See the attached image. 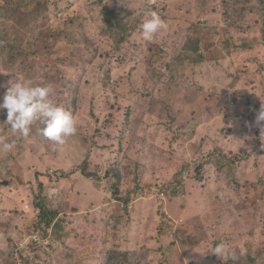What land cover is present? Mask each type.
Wrapping results in <instances>:
<instances>
[{
  "label": "rangeland",
  "instance_id": "obj_1",
  "mask_svg": "<svg viewBox=\"0 0 264 264\" xmlns=\"http://www.w3.org/2000/svg\"><path fill=\"white\" fill-rule=\"evenodd\" d=\"M32 1H25L28 11L36 7ZM37 1L49 18L48 33L83 32L100 55L88 69L77 132L63 146L43 137L39 122L28 137L12 134L0 110V264H101L106 256L119 264H264V125L256 121L264 101L260 1L226 0L235 4L227 11L224 0H207L203 21L211 39L197 66L186 57L193 56L187 32L196 0ZM109 10L124 24L135 20L138 30L123 45L103 33ZM152 11L168 28L148 46L140 24ZM229 16L243 31L231 49L221 26ZM57 47L65 57L78 45ZM98 67L110 74L102 84L90 78ZM16 77L23 79L0 67V83ZM152 100L155 111L123 135L120 128L129 120L137 125L135 112ZM13 142L12 151L3 150ZM106 172L118 177L122 200ZM39 202L57 214L48 228L39 221ZM30 232L35 243L25 238ZM218 245L229 254H215Z\"/></svg>",
  "mask_w": 264,
  "mask_h": 264
},
{
  "label": "trees",
  "instance_id": "obj_2",
  "mask_svg": "<svg viewBox=\"0 0 264 264\" xmlns=\"http://www.w3.org/2000/svg\"><path fill=\"white\" fill-rule=\"evenodd\" d=\"M25 1L26 0H4V4H1L0 0V19H2L1 21L4 20L9 22L8 24H2V22L0 24V67L14 76L22 75V80L26 82L52 84L55 89L53 95L55 102L65 106L76 119L79 115V100L81 95L85 88L87 89L89 87L86 85L87 78L89 77L88 69L100 53L99 51L93 50L89 40L84 39L83 32L78 34L76 30H63L59 31L56 35L48 33L46 28L49 25V18L45 12L41 10L43 3L41 5L37 0H33L31 3L36 5V7L33 11H28ZM259 1L258 6L264 8V0ZM224 2V8L227 11H232L231 6L233 7L236 3L242 4L244 0L235 1V4H230L226 2V0H224ZM97 3L102 4L103 0H97ZM206 3H208L207 0H196L194 2L191 24L188 26L187 37L189 36L193 43L189 53L193 56L188 55L186 57L188 58L187 61L192 58L193 65L195 66L204 63L206 61L204 52H209L208 38L211 39V37L208 36L209 33L205 31V27H208V25L203 21L209 14ZM22 8L26 9L27 12H25L26 10H22ZM240 17L241 12H238L236 19L240 20ZM103 20L106 26V32L103 33L111 39H115L118 45H123L124 42H128L131 34L138 30L134 23L135 20H132L128 24H124L122 18L119 17L118 14L115 15L111 10L104 14ZM222 20L223 18L219 19L220 22H222ZM211 21L217 23L214 25L215 27L219 26L220 22H216L217 20ZM224 22V25L221 23L222 31L226 34L224 42L227 48L231 49V45L234 47L240 40V35L243 31H237L235 29L236 20L233 16H229L226 20L224 19ZM16 26L19 28V33L14 36L12 31ZM20 33L23 37L18 38L17 36H19ZM83 40H87L88 43L85 44ZM59 41L65 44H77L78 47L64 57L57 53ZM19 42H21V44H19ZM249 44L250 43H245L244 46L249 47ZM154 48L155 46H150L149 48L151 53L147 61L148 64L152 61L151 58H153L154 55ZM171 66L177 67L178 65L172 64ZM70 71H72V73H70ZM90 78L92 81L93 78H97L98 82L101 83L109 79L110 74L109 71H103L102 74H100V68L98 67L97 71H93V76ZM258 105L260 111L261 107H264V101L259 102ZM157 106L158 102L152 100L149 106H143L142 109L138 108L139 112H135L134 116H136L135 121L139 123L137 125L132 124V121L129 120L128 124L120 128L122 134L124 135V131L127 130L130 133H134L136 127H141L144 123L145 118L143 116H146V114L151 111H155ZM166 117L169 118L168 116ZM113 121L115 124V119L111 118V123ZM130 123L131 125H129ZM84 171H86L85 168L83 172ZM106 173L113 180L114 197L117 200H122L124 196L122 194L120 196V190L117 186L119 184L118 177L115 174ZM83 175L87 177V174L85 175V173H83ZM176 190L174 186L170 193L174 195ZM123 202L126 205L128 198H125ZM38 208L40 211L38 216L41 217L39 221L48 228L52 225L57 214L41 202L38 203ZM92 253L95 254L93 251ZM129 257L133 258L131 254H129ZM100 259L101 264H119L111 261V258L107 256L105 259Z\"/></svg>",
  "mask_w": 264,
  "mask_h": 264
},
{
  "label": "clouds",
  "instance_id": "obj_3",
  "mask_svg": "<svg viewBox=\"0 0 264 264\" xmlns=\"http://www.w3.org/2000/svg\"><path fill=\"white\" fill-rule=\"evenodd\" d=\"M167 28V22L156 11H152L140 24V38L151 44ZM0 88L4 89V94L0 96V110H6L2 124H6L12 134L28 137L32 126L39 122L42 125L40 134L57 148L76 134V119L65 106L55 102L52 84L26 82L16 77L9 79L6 84L0 83ZM256 121H264V107H261ZM14 148L15 142L3 144L4 151L10 152ZM222 252L225 256L229 254L223 245H218L214 250L218 256Z\"/></svg>",
  "mask_w": 264,
  "mask_h": 264
},
{
  "label": "built area",
  "instance_id": "obj_4",
  "mask_svg": "<svg viewBox=\"0 0 264 264\" xmlns=\"http://www.w3.org/2000/svg\"><path fill=\"white\" fill-rule=\"evenodd\" d=\"M26 240L30 243H35L36 242V233L35 232H30L29 235L25 236ZM24 238V239H25ZM25 244V243H22ZM20 246L22 247V245L20 244ZM27 246H29V244H27Z\"/></svg>",
  "mask_w": 264,
  "mask_h": 264
}]
</instances>
